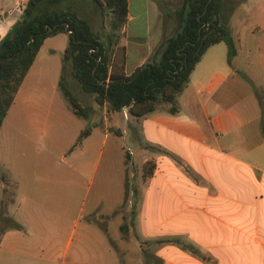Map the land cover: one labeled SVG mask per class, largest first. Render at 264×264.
<instances>
[{
    "label": "crops",
    "instance_id": "0c3cea01",
    "mask_svg": "<svg viewBox=\"0 0 264 264\" xmlns=\"http://www.w3.org/2000/svg\"><path fill=\"white\" fill-rule=\"evenodd\" d=\"M29 1L0 0V40ZM80 1L54 8L70 7L94 33L102 28L118 34L109 44L120 73L130 76L154 58L164 28L157 3L166 0H127L123 24L109 13L100 27L95 8L82 10ZM245 2L229 22L237 55L229 62L227 45L208 48L179 97L178 113L167 106L138 119L126 108L108 117L104 103L105 114L99 118L93 108L89 117L100 121L74 150L83 130L62 99L60 81L74 87L77 80L65 77L64 59L51 56L64 43L59 38L68 36L45 40L0 141L9 139L13 151V130L25 128L26 136H41L55 149L27 155L15 176L0 171V214L6 211L9 223L0 229V264H264V121L250 125L216 104L230 78L264 80V6ZM49 101L55 104L43 106ZM13 111L19 121L9 124ZM32 116L46 122L31 124ZM114 126L117 132L110 130ZM149 161L154 173L144 179Z\"/></svg>",
    "mask_w": 264,
    "mask_h": 264
},
{
    "label": "trees",
    "instance_id": "16d2710c",
    "mask_svg": "<svg viewBox=\"0 0 264 264\" xmlns=\"http://www.w3.org/2000/svg\"><path fill=\"white\" fill-rule=\"evenodd\" d=\"M64 0H30L22 16L0 40V130L17 94L45 40L59 34L68 36L64 61L72 62V74L82 90L94 94L98 105L107 103L109 111L128 108L131 116L142 118L157 110L163 101L171 104L170 112H179L177 101L187 88L190 76L213 45L228 47L229 62L237 55L229 22L237 3L227 0H181L175 11L176 28L155 52L154 58L138 67L130 76L111 71L112 54L89 24L70 9L56 10ZM100 9L108 8L115 20L123 24L127 0H92ZM63 94L74 114L89 116L78 98L60 81ZM91 128L83 130L72 150L82 145ZM155 164H144L143 178L153 176ZM11 227L21 226L12 221ZM126 224L122 225L123 232Z\"/></svg>",
    "mask_w": 264,
    "mask_h": 264
},
{
    "label": "rangeland",
    "instance_id": "374dc122",
    "mask_svg": "<svg viewBox=\"0 0 264 264\" xmlns=\"http://www.w3.org/2000/svg\"><path fill=\"white\" fill-rule=\"evenodd\" d=\"M88 1V2H86ZM227 1H233L234 3L239 2L240 0H227ZM62 3V2H61ZM88 3V4H86ZM182 1L181 0H166L162 3H157L158 7L160 9V12L163 15V20H164V28L163 32H161V35L159 37V41H164L166 38L170 37L176 28V18L174 16L175 11L181 6ZM248 4V6H256V7H263L264 6V0H246L245 2ZM137 2L135 4V8H137ZM79 5L82 6V10L85 7L89 11L91 7L95 8V12L97 15H100L97 17L99 21L101 20V23L97 21V26L100 27L102 24L105 25V21L107 20V16L109 13H112L108 8L100 9L92 0H83L82 2H79ZM141 4H139L140 7ZM239 5V4H238ZM237 5V7H238ZM69 6V5H68ZM236 7V8H237ZM55 9V8H54ZM67 9H70L68 7ZM84 11V12H85ZM234 12V11H233ZM82 14V13H81ZM233 14V13H232ZM110 22V21H109ZM99 30L96 35L99 36L100 40L110 49V54L113 55L114 50H113V44H109L110 42H113L118 36V34L115 33H107L104 31L102 28H98ZM160 33V32H159ZM158 33V35H159ZM157 35V36H158ZM260 36L264 39V34L261 33ZM65 37V36H63ZM64 40L63 45H56L55 48V53H51V56H54L55 59H58L59 61H63L64 59V51L65 48L67 47L68 40L67 38H59ZM224 45V44H223ZM159 47V45H158ZM158 47L155 49L154 52L157 51ZM121 56V50L119 49L117 51V58ZM119 61V60H118ZM65 62V61H64ZM113 63V61H111ZM66 67L67 70L65 72V77L70 76L72 74V62L67 61L66 62ZM112 67L117 69V66L112 64ZM119 68V67H118ZM118 70V69H117ZM259 73H255V76H257ZM76 81V80H75ZM257 84H262L263 87L261 89H258L256 87ZM257 84L255 82L250 81L249 79H246L245 77H241L237 75L235 78H230L229 82L226 84L227 86L225 87L226 90H229L228 92H222L221 94H218L216 97L218 98L216 101V104L219 106L220 104H226V108L231 111V113L236 114L240 119L243 120V122H248L250 125H258L260 122L264 121V80H259L257 81ZM69 90L72 91V93L78 98V100L83 104L84 108L87 109L88 114L93 113V108H96L98 110V113L95 114L97 117L101 118V115H104V104L103 105H98L96 102V98L94 94H89L84 92L81 88H79V83L76 81L74 84V87L70 86L68 87ZM180 97V96H179ZM62 99L66 105H70L68 99L64 94H62ZM261 102L263 104H261ZM25 106L24 101L19 102V105ZM55 103L48 102L44 103V105H49L52 106ZM177 105L179 106V98L177 101ZM167 106L171 107V104L166 103V102H161L158 105L157 109H162L166 108ZM126 109V108H125ZM107 113L106 115L109 117V106L107 104ZM124 110V109H123ZM122 110V111H123ZM16 111V110H14ZM14 111L11 114V120H8V123L11 124L12 121L16 122L19 121V114ZM121 111V112H122ZM126 111V110H125ZM129 111V109H128ZM129 116L131 114L128 112ZM215 115H219L220 119L224 117L222 111L217 109L214 113ZM121 116V115H120ZM226 116L228 117L229 120V114L227 113ZM13 117V119H12ZM92 118V117H77L74 116V121L75 124L78 123V125L81 126L82 130H85L86 128H92L95 122H99L100 120L98 118ZM123 117V116H121ZM234 120V119H232ZM21 121H24L22 119ZM123 121V120H122ZM31 124L34 125H41L45 123L41 118L37 117H31L29 120ZM112 122V121H111ZM77 125V124H76ZM11 127V126H8ZM16 129L13 130V133L16 135V140L13 141V151L11 148L10 140H5V141H0V171L1 174L3 175L6 174L9 177L15 176L17 173H21V167H26V157L27 155H33L35 157H39L42 155H47L50 153H54L55 146L50 144L47 139L42 138L41 136H35V137H28L26 136L27 130L25 128H21L19 131ZM114 132H117L118 130L114 126V128H110V130H113ZM248 133L250 131H247ZM101 133V132H100ZM255 134V131H253ZM9 135V134H8ZM9 138V136H7ZM6 137V138H7ZM113 137V136H112ZM260 137V136H258ZM29 142V151L26 149V143ZM12 158L14 162L12 161ZM2 182L0 178V193L3 191L2 189ZM2 216L0 219L2 220V225H0V229L4 230L6 226L9 224L6 219L8 217L6 211H2L0 214Z\"/></svg>",
    "mask_w": 264,
    "mask_h": 264
}]
</instances>
